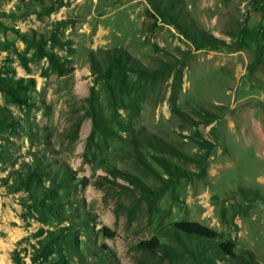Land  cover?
<instances>
[{
  "label": "rangeland",
  "instance_id": "1",
  "mask_svg": "<svg viewBox=\"0 0 264 264\" xmlns=\"http://www.w3.org/2000/svg\"><path fill=\"white\" fill-rule=\"evenodd\" d=\"M174 21L189 31L205 29L224 44L196 49ZM113 48L148 67L183 66L177 105L200 123L172 112L170 78L162 99L158 86L141 104L133 131L121 129L127 111L109 109L103 82L91 71V55ZM46 51L72 70L59 76ZM21 78L27 104L7 89L9 79ZM200 109L219 117L201 122ZM94 112L116 133L91 138ZM140 130L191 157L205 152L195 138L214 145L201 167L167 155L189 172L179 180L168 181L148 156L157 172L152 178L135 158L132 134ZM36 156L73 181L58 191L57 217L40 202L51 181L44 177V188L28 190L16 174ZM120 172L138 175L152 189H136ZM242 189L264 196V0H0V264H15L14 252L21 264H205L216 243L205 250L170 237L178 222L212 228L223 234L219 241L231 237L235 252L248 249L264 264V204L248 202ZM223 210L230 219L238 212L236 225L226 223ZM64 227L74 237L65 230L67 242L32 262L48 232ZM154 240L169 246L139 247Z\"/></svg>",
  "mask_w": 264,
  "mask_h": 264
},
{
  "label": "trees",
  "instance_id": "2",
  "mask_svg": "<svg viewBox=\"0 0 264 264\" xmlns=\"http://www.w3.org/2000/svg\"><path fill=\"white\" fill-rule=\"evenodd\" d=\"M163 13H166L163 11ZM176 25L178 31H180L187 39H189L195 46L196 49H201L205 47L216 49L220 45L224 44V40L216 38L214 35L206 31L205 29L194 28L191 31L185 29L184 27ZM55 43V42H54ZM50 64V67L59 75L63 76L72 70V66L66 64V60L61 58L53 51H46L44 54ZM91 71L92 75L103 82L104 91L107 95L108 107L112 112H116L118 109L126 110L129 119L126 123H121V129L125 131H133L132 121L141 111V104L146 101L149 93L158 89L159 96L162 99V85L168 79L172 78V82L169 87H171L169 101L171 103L172 112L179 118L184 120L186 123L191 125H197L200 120H195L188 114L183 112L177 105V91L182 85L183 79V66L174 62L162 61L161 65L152 68L143 65L137 58L132 57L123 48H113L101 50L99 57L95 54L91 55ZM23 79L14 80L9 79V85L7 87L8 92L12 95L13 99L17 103H26L24 94H22L21 89H24ZM94 96L88 98V101L93 102ZM94 132L91 138H93L94 133L98 132L104 137H108L110 133L115 134V130L112 127H108L104 123L101 112L97 114L94 112ZM198 116L202 117V121L206 124H211L218 119L216 113L208 110H198L196 113ZM98 115V116H97ZM2 118L4 121L11 122L12 117L10 112L3 111ZM198 137V135L196 134ZM195 141L200 149L205 152L196 154V156H187L180 152V150L172 145L171 143L163 140L155 134H147L143 130L138 133L132 134V145L133 149L136 151L135 158L138 161V165L144 174L154 178L156 176V170L153 168L152 163L148 160V156L152 158L155 163L163 169L166 175H168V181L179 180L181 178H186L189 172L170 161L168 156L178 158L179 160H189L200 167L209 157V152L213 148L214 143L204 139L195 138ZM153 151L157 154H145V150ZM68 172L62 169H53L49 164H44L43 160L38 156L34 157L33 162L27 165V168L23 170H17L16 174L21 179V183L28 189L31 190L32 186L36 188L45 187L43 186V179L47 177L51 183L45 188L44 200L40 201L42 206L46 205L47 212L53 217H57L61 214L60 210V196L58 191L60 188H69L72 186L73 181L69 178ZM123 178L130 181L134 187L142 192L146 193L149 186H146L143 179L138 175L129 172H120ZM242 196L251 204H264V196L259 195L256 191L252 190H241ZM48 201V202H47ZM46 203V204H45ZM238 212L235 210L233 218H226L225 210L222 211V218L226 219L227 224L236 225L234 222V217ZM87 220V219H86ZM86 223V222H85ZM65 230L70 229L68 227L59 228L56 231H49L47 237L44 241H40L42 248L35 250L32 256V262L38 260L40 255L49 256L53 251L54 247L67 242V237L71 238L73 232L70 231L68 235L64 234ZM170 237H174L178 240H188L190 242L195 241L201 245L202 248L208 250L207 247L216 243L217 249L209 253L205 257V264H260L256 259L255 254L248 250H242L240 253L235 252L236 244L235 241L229 237L219 241L223 234L215 231L212 228L204 226L196 222H178L169 230ZM74 237V236H73ZM168 244H159L158 241H145L139 244V247L147 251L152 250H163ZM221 259V262H219ZM12 260L15 264H21V257L18 252H14L12 255ZM101 264H104L101 262Z\"/></svg>",
  "mask_w": 264,
  "mask_h": 264
}]
</instances>
